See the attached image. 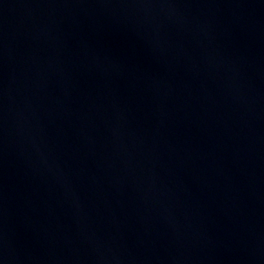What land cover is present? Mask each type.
Returning <instances> with one entry per match:
<instances>
[{"label": "water", "instance_id": "obj_1", "mask_svg": "<svg viewBox=\"0 0 264 264\" xmlns=\"http://www.w3.org/2000/svg\"><path fill=\"white\" fill-rule=\"evenodd\" d=\"M0 264H264V0H0Z\"/></svg>", "mask_w": 264, "mask_h": 264}]
</instances>
